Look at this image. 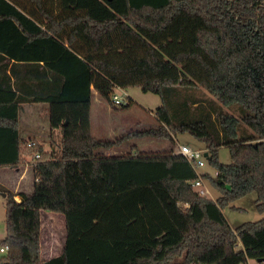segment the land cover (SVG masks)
I'll return each mask as SVG.
<instances>
[{
	"label": "trees",
	"instance_id": "16d2710c",
	"mask_svg": "<svg viewBox=\"0 0 264 264\" xmlns=\"http://www.w3.org/2000/svg\"><path fill=\"white\" fill-rule=\"evenodd\" d=\"M132 87L163 99L159 125L95 138L92 88L127 108L131 98L117 107L112 95ZM38 103L60 132L59 154L21 135L24 106ZM183 133L208 150L216 174L201 176L216 200L194 190L199 175L174 147L104 154L132 135L174 143ZM25 155L33 192L0 183V264H264V219L233 229L223 214L251 193L264 213V0H0V167ZM43 211L66 222L50 259Z\"/></svg>",
	"mask_w": 264,
	"mask_h": 264
},
{
	"label": "rangeland",
	"instance_id": "374dc122",
	"mask_svg": "<svg viewBox=\"0 0 264 264\" xmlns=\"http://www.w3.org/2000/svg\"><path fill=\"white\" fill-rule=\"evenodd\" d=\"M207 97L204 89L201 90ZM126 93L133 104L127 108H115L106 99L98 96L91 107V127L92 134L100 140H118L129 135L131 132L143 131L148 128L157 127L159 121L156 111L163 106V99L154 93H146L140 87L128 89H117L116 94L124 96ZM99 102V103H98ZM118 107V106H117ZM49 112L46 103L24 106L21 113V135L27 146L29 143L38 142L47 150H56L60 153L59 144L61 143L60 132L51 130L49 125ZM172 143L167 139H159L147 136H129L122 140L120 144L110 150H104L106 156L126 155L134 150L140 153H160L167 151L171 147L174 149L178 145H187L194 150L206 149L205 144L197 140L189 133L179 134ZM29 147V146H28ZM103 152V150H100ZM219 161L223 164H231V154L227 147H222L219 152ZM206 166L198 170V173H210L215 175V169L205 161ZM33 164L30 155H25L22 162L16 166L6 167L5 171L0 169L1 184L9 191L18 194L20 192H33ZM206 184L211 192L212 199L219 197V192L214 189L207 181ZM257 194L251 193L235 201L223 210V214L230 226L236 229L238 226L258 222L264 219V213L257 210ZM18 202L20 196H16ZM236 207L237 209H233ZM6 238V197L0 192V248L1 242ZM66 241V222L62 213L49 211L42 212L41 228V255L43 259H50L59 255ZM241 248V247H239ZM6 253H0V258ZM251 264H256L251 262Z\"/></svg>",
	"mask_w": 264,
	"mask_h": 264
},
{
	"label": "built area",
	"instance_id": "2783aa9c",
	"mask_svg": "<svg viewBox=\"0 0 264 264\" xmlns=\"http://www.w3.org/2000/svg\"><path fill=\"white\" fill-rule=\"evenodd\" d=\"M120 89V88H119ZM124 96H119L116 92L112 95V103L115 106L121 107L127 105L129 103V96L124 93ZM33 143H29L28 146H32ZM206 153H208L207 149H199L194 150L190 146L187 145H178L176 149H174V154L185 157L193 166V168L197 171L204 168L206 166ZM39 157V156H37ZM199 177L196 181L192 182V187L200 196H206L212 198L211 192L206 184V181L202 178V176L198 173ZM8 247H1L0 253H7Z\"/></svg>",
	"mask_w": 264,
	"mask_h": 264
},
{
	"label": "crops",
	"instance_id": "0c3cea01",
	"mask_svg": "<svg viewBox=\"0 0 264 264\" xmlns=\"http://www.w3.org/2000/svg\"><path fill=\"white\" fill-rule=\"evenodd\" d=\"M92 90H93V100H92V103H93L96 100V98L98 97V94L96 93L94 88H92ZM91 107H92V105H91ZM167 150H169V149H167ZM6 167H10V166H1L0 169L5 171ZM0 183H1V179H0Z\"/></svg>",
	"mask_w": 264,
	"mask_h": 264
},
{
	"label": "water",
	"instance_id": "95a60500",
	"mask_svg": "<svg viewBox=\"0 0 264 264\" xmlns=\"http://www.w3.org/2000/svg\"><path fill=\"white\" fill-rule=\"evenodd\" d=\"M206 157H208V153H206ZM262 262V261H261Z\"/></svg>",
	"mask_w": 264,
	"mask_h": 264
}]
</instances>
